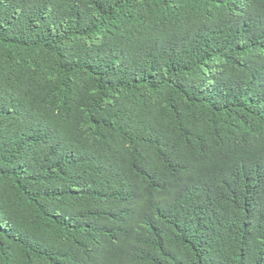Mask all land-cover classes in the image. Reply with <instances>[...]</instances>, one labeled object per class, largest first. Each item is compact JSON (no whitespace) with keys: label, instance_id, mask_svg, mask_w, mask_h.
Here are the masks:
<instances>
[{"label":"trees","instance_id":"trees-1","mask_svg":"<svg viewBox=\"0 0 264 264\" xmlns=\"http://www.w3.org/2000/svg\"><path fill=\"white\" fill-rule=\"evenodd\" d=\"M0 264H264V0H0Z\"/></svg>","mask_w":264,"mask_h":264}]
</instances>
